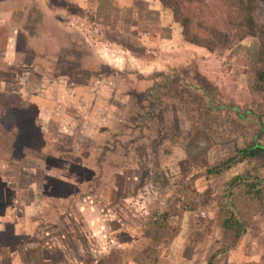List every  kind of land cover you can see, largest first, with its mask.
Masks as SVG:
<instances>
[{"label": "rangeland", "instance_id": "1", "mask_svg": "<svg viewBox=\"0 0 264 264\" xmlns=\"http://www.w3.org/2000/svg\"><path fill=\"white\" fill-rule=\"evenodd\" d=\"M80 1L83 5L97 0ZM117 1L102 0L101 11ZM151 1V10H163L161 24L154 16L152 33L161 40L157 46H137L135 35L140 32L130 33V16L124 17L120 29H111L120 34L110 33L108 38L93 22L83 24L78 16L59 11L60 25L71 31L74 41L69 49L47 40L20 43L22 51L43 58L37 72L46 75L45 84L90 83L91 100L100 101L97 115L108 114L107 135L99 150L88 141L80 145L78 140L56 139L51 132L46 142L40 133L46 125L37 124L30 109L0 104V168L8 171L3 176L13 184L0 185V198L6 190L14 204L9 212L19 214L18 192L13 189L25 184L21 168L39 158L35 148L48 146L52 152L59 150L57 156L47 157L49 164L62 165V157L72 160L70 178L90 181L81 195L95 197L110 215V229L118 231L105 241L107 251L97 258L75 246V257L85 264H264V205L248 187L253 181L264 185V157L233 163L220 174L208 172L209 166L232 155V142L243 146L264 123V102L251 99L261 40L249 37L230 50L211 54L185 39L183 28L160 0ZM53 2L57 10L66 4ZM39 9L37 2L32 12L41 20L38 34L44 35ZM119 21H114L116 27ZM214 21L216 27L208 24L207 31L223 30L222 17ZM111 38L119 45L113 51L102 43ZM106 53L125 56L126 61L117 62ZM75 70L79 73L72 76ZM98 87L103 92H94ZM250 110L254 113L246 118L238 114ZM50 128L57 130L55 124ZM22 192L27 202L30 192ZM231 212L249 222L241 238L224 225ZM19 241L12 231L0 233V264H21L34 255L27 250L34 245V234L24 246Z\"/></svg>", "mask_w": 264, "mask_h": 264}, {"label": "crops", "instance_id": "2", "mask_svg": "<svg viewBox=\"0 0 264 264\" xmlns=\"http://www.w3.org/2000/svg\"><path fill=\"white\" fill-rule=\"evenodd\" d=\"M53 1L21 0V3H18V0H0V104L30 109L35 122L46 125V128L40 129L42 139L46 142L50 140L48 132H51L57 135L56 139L78 140L80 145L88 141V145L93 146L94 150H99L101 142L106 140L108 114L97 115L100 101L91 100L88 91L90 83L69 84L61 80L45 84L46 75L37 72V65L43 58L38 57L36 53L30 55L26 50L22 51L24 48H20V43L30 45L47 40L51 44L62 43V49H69L74 42L71 41V31L64 29L57 17L59 12H64L68 17L78 16L83 24L93 22L98 29L106 31L104 35L108 38L110 33L120 34L111 29H120L124 17L130 16L125 23L129 26L131 34L140 32L135 35L137 38L134 42L137 46H157L161 44V40L152 33L156 27L154 16H158V24H161L163 10H151V0H118L116 6L102 11V0H97L94 4L83 1V5L79 3L80 0H66L60 10H57ZM37 2L41 17L44 16L43 34H47L45 28L50 30L47 35L38 34L41 20L38 21L32 12ZM114 21H119L117 27ZM46 25L49 27H45ZM60 30L64 35H58ZM115 41L117 40L111 38L102 43L112 46L113 51L114 46L118 45ZM106 56L117 62L123 59L124 63L126 61L125 56H113L108 53ZM125 67L124 64L121 68ZM96 91L103 92L100 87L94 90ZM52 124L57 126L54 132L50 128ZM58 151L52 152L48 146L35 148V155L39 158L33 160L34 164L22 166V176L26 175L25 184L13 189L18 192L15 202L19 204V214L14 216V209L9 212L14 204L11 199L8 200L9 193L6 190L0 198V233L12 231L16 238H20V245L23 246L30 242L28 240L33 234L35 237L34 245L27 249L34 255L22 259L21 264H85L80 257H75V246L83 251H91L97 258L98 254L107 251L104 247L105 241H109V237H114L118 232L110 229L107 221L110 215L99 208L100 204L95 201L96 198L81 195L82 189L88 187L90 181L70 178L69 174L74 167L70 162L72 160L62 157V165L49 164L47 157L57 156ZM29 162H32V159ZM5 172L8 171L0 168V185L7 183L6 187L12 188L13 184L8 180V176H3ZM22 190V193L30 192L27 202L23 200ZM81 219L84 221H80ZM55 239L59 242L65 240V244L53 241ZM43 242L46 244L42 245ZM123 245L126 244H120ZM47 252H50L49 256ZM58 256L64 258V261H56ZM95 264H100V261ZM120 264L139 263L130 261Z\"/></svg>", "mask_w": 264, "mask_h": 264}, {"label": "trees", "instance_id": "3", "mask_svg": "<svg viewBox=\"0 0 264 264\" xmlns=\"http://www.w3.org/2000/svg\"><path fill=\"white\" fill-rule=\"evenodd\" d=\"M163 6L172 11L175 21L183 28V34L191 44L205 48L211 54H221L249 37L261 40L256 80L251 91L254 102H264V0H160ZM222 17V29L215 33L208 32L207 27H215L216 17ZM208 25V26H207ZM206 91V90H205ZM207 93V91H206ZM235 110H240L234 107ZM247 113L238 114L246 118ZM232 155L223 161L208 167L210 174H220L231 168L233 163L242 164L248 159L257 160L264 157V123L246 139L243 146L231 144ZM249 193L264 205V185L259 181L248 183ZM224 225L237 238L243 237L249 222L231 212L225 218Z\"/></svg>", "mask_w": 264, "mask_h": 264}, {"label": "flooded vegetation", "instance_id": "4", "mask_svg": "<svg viewBox=\"0 0 264 264\" xmlns=\"http://www.w3.org/2000/svg\"><path fill=\"white\" fill-rule=\"evenodd\" d=\"M77 66L79 67L78 69H82V63H78ZM74 73H75V74H74ZM74 73L72 74V76H73V75L75 76V75L78 74L79 72L75 70ZM67 75H68V74H67ZM72 76H71V77H72ZM81 83H84V82H81ZM81 83H80V84H81ZM84 84H87V83L85 82Z\"/></svg>", "mask_w": 264, "mask_h": 264}]
</instances>
